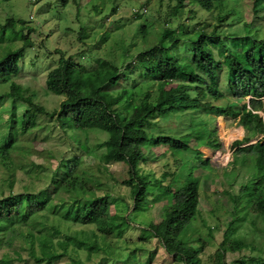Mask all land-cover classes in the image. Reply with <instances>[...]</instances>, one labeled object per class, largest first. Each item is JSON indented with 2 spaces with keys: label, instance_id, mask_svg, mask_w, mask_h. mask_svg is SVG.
<instances>
[{
  "label": "trees",
  "instance_id": "16d2710c",
  "mask_svg": "<svg viewBox=\"0 0 264 264\" xmlns=\"http://www.w3.org/2000/svg\"><path fill=\"white\" fill-rule=\"evenodd\" d=\"M229 1L236 0H174L166 14V22L170 23L172 17L179 18L185 6L192 4L217 15L215 17L217 24L212 25L210 31H205L202 27L199 32L194 31L193 26L186 27L184 21L178 23L177 32L170 31L171 27H167L163 29V34L166 33V36L172 32L173 36L166 44L161 38L152 46L139 51L134 58L130 57L133 59L124 62L122 66L105 57L93 61L88 57L91 53L88 54L83 49L72 54L56 49L54 52L59 55V59L46 73L45 88L48 92L63 98L58 108L51 111L34 103L33 96L26 95L27 88L12 80L18 75L25 50L33 46L27 33L34 29L12 16L6 18L3 24L0 23V84L7 82L9 86L8 91L0 92V106L6 97L26 102L29 109L20 118L19 125L22 131H28L36 126V117L42 113L48 118L55 119L65 133L70 132V136L77 141V148L80 151L89 152L91 149L82 143L78 132L84 134L89 130L106 132V138L93 147L104 150L99 159L104 165L103 168L114 162L126 165L128 178L120 183L130 189L131 211H143L147 207V196L150 193L153 202L168 199L160 221L149 222L140 230L141 239L156 238L168 255L181 260L184 264H200L199 254L205 245L201 235L200 238H193L192 232H195V228L193 224L190 225L200 212L198 208L200 180L199 177L192 175L191 168L188 171L184 170L191 162L197 169L211 175L209 159L204 158L198 148L200 146L217 148L218 138L215 129L209 130L206 126L204 129L202 126L201 129L189 132L190 136L195 134L193 138L196 140L194 145H191L180 136L155 133L157 119L171 115H190L192 111L202 110L215 116L230 117L243 125L248 135L232 143L235 149L232 163L240 160L242 165H249L250 176L240 185L239 195H232L226 190H221V193L229 195V202L234 203L233 219L240 217L235 212L237 203L241 200L246 202L248 213L252 212L258 217L264 216V116L258 112H264V37L248 35L247 41L239 42L238 34L218 33L217 28L228 23L232 16L234 19L231 24L237 19L235 7L220 13L219 8H227ZM113 4L114 12L116 4ZM94 8L99 12L97 6ZM252 11L255 14L264 11V0H252ZM136 12L138 11L133 13ZM188 12L195 13L192 9ZM17 24L20 25L18 29ZM251 25L253 24L242 25L244 33ZM144 26L141 29L145 37L148 31ZM24 28H27L26 34L23 33ZM86 35V26L82 25L78 31V39L81 40ZM15 37L20 39L22 44L13 48L10 42ZM106 38L107 33L104 34L103 40ZM212 48L217 49L218 57ZM78 58L90 59L91 66L84 65ZM136 64L149 79L179 81V84L163 99H150L147 94L141 96L143 95L141 90H134L138 82L137 78L132 76L137 69ZM220 71H224L225 79L227 75L225 90H221L218 81ZM128 80L129 85H120L122 81ZM118 86L121 88L116 90ZM191 89L195 91L194 95ZM247 96L250 98L248 103H245ZM229 97L234 100L229 101ZM224 98L226 102L223 105L215 103ZM8 120L9 131L0 132L1 161L8 147L15 145L17 136L12 122L15 120L14 112L9 115ZM252 139H256V142L245 145ZM152 146L165 147L171 151L174 158V165H171L173 167L165 164L159 177H155L153 172L146 171L142 166L147 161L145 149ZM190 151L194 154V161L193 158L185 161L184 154ZM81 157L79 153L64 156L59 163V169L55 171L41 196L34 192H20L0 197V234L13 233L16 230L15 225L33 224V228L41 225L40 228H35L36 233L33 232V228L27 232L28 253L34 264H52L64 256H68L72 264H84L74 255L77 250L86 251L88 258H91L95 251H104L108 236L113 235L120 239L131 227L132 212L125 215L112 212L111 194L104 190L102 194L97 195L92 188L101 187V182H94L92 174H88L85 169H82L80 174L76 173ZM182 172L186 173L183 181L179 178L182 177ZM9 185L11 186L12 182H9ZM47 207L54 212L59 211L58 216L72 224L90 225L91 235L86 234L87 231L84 229L80 230V233L62 235L54 226L46 227L44 222H38L35 215ZM209 232L211 235V228ZM54 237H57L55 243ZM193 242H197V246L194 247L191 244ZM35 243L39 246V255L35 253ZM245 246L242 240H230L227 232H224L215 252L218 262L223 264L221 259L227 251L241 250ZM132 251L126 252L125 264H129L127 260L131 261ZM15 253H18V250ZM6 255L8 254L0 256V264H10L13 261V258ZM252 261L264 264V259L259 257Z\"/></svg>",
  "mask_w": 264,
  "mask_h": 264
},
{
  "label": "rangeland",
  "instance_id": "374dc122",
  "mask_svg": "<svg viewBox=\"0 0 264 264\" xmlns=\"http://www.w3.org/2000/svg\"><path fill=\"white\" fill-rule=\"evenodd\" d=\"M113 3L116 4L114 12L112 11ZM173 3L174 0H68L67 3H63L62 0H38L36 3L30 0H0V23L3 24L6 18L12 16L26 22L25 26L34 29L29 34L27 28L23 30V33H27L32 40L33 46L25 50L20 61L18 75L12 80L27 88L26 95H32L34 103L51 111L58 108L63 98L48 92L45 88L46 73L57 64L59 59V55L54 52L56 49L64 50L67 54L83 49L88 54L91 53L88 57L93 61L99 57H105L113 60L116 65L122 66L124 62L131 61L139 51L152 46L161 38L166 44L173 36L172 32L167 33L166 36V33L163 34V29L167 27H171L170 31L177 32L178 23L184 21L186 27L193 26L194 31L199 32L202 27L203 30L210 31L212 25L217 24L215 19L217 15L192 4H187L181 16L172 17L168 23L165 17ZM95 6L99 8V12H96ZM232 7L237 9L235 23L231 24L234 19L232 16L228 23L217 28L218 33L238 34L239 42L247 41L248 35L264 37V11L255 14L252 11V0H236L229 1L227 8L224 7L225 10L219 8L220 13H225ZM142 8L146 10V13L141 14V10L133 13L134 9L137 11ZM189 9L195 13H189ZM244 23L253 24L245 30L246 34L242 29ZM119 24L121 25L118 27ZM82 25L86 26L87 35L80 40L78 31ZM16 26L18 29L20 25ZM143 26L148 31L145 37L142 35L141 27ZM104 32L107 33L105 40H103ZM10 44L16 48L22 44V41L15 37ZM212 50L217 56V49L212 48ZM180 54L184 55V53ZM132 56L133 58L130 59ZM78 60L88 67L91 66L90 59L78 58ZM136 68V71L132 73V76L138 80L134 90H141L143 94L141 96L147 94L150 99H163L179 84V81L164 82L149 79L137 64ZM226 80H228L227 75L225 79L224 71H220L218 81L221 90L226 89ZM129 84L130 80L122 81L120 85ZM120 88L118 86L116 90ZM8 89L7 82L0 84V92L8 91ZM191 92L195 94L193 89ZM233 100L229 97V101ZM225 102L224 98L216 101V104L223 105ZM27 109L29 105L26 102L14 100L11 97L4 98L0 106V132L9 131L8 117L14 112L15 120L12 122L17 134L15 145L8 147L3 161L0 160V197L20 192H34L41 196L55 171L59 169L62 158L79 153L82 157L80 164L76 167V173L80 174L81 170L85 169L88 174H92L94 182H101V187L92 188L95 189L97 195L102 194L104 190L111 194L112 212L121 215L132 212L130 189L120 183L128 178L126 165L122 162H114L103 168L104 165L99 159L104 150L93 147L97 142L106 138V132L97 130H89L85 134L78 132L82 143L91 149L89 152L80 151L77 148V141L70 136L71 133H65L55 119L48 118L42 113L36 117V126L28 131H22L19 125L20 118ZM260 113L264 116L263 111ZM157 121L158 126L154 130L155 133L180 136L183 141L191 145L196 142L193 138L195 134L192 136L188 134L192 130L201 129L202 126L204 129L206 127L209 130L215 129L218 138L217 148L205 146L198 148L202 151L203 157L209 159L212 167L211 175L204 170L197 169L191 162L184 170L188 171L191 168L192 175L199 177L200 180L198 207L200 212L197 218L190 223L195 228V232H192L193 238L202 236L205 241L203 250L199 254L200 264H220L215 252L223 239L224 232H227L230 240L240 239L246 246L241 250L227 251L221 259L223 264H259L252 260L258 257L264 259V216L258 217L252 212L248 213L246 202L241 200L237 203L235 212L240 217L233 219L234 203L229 202V195L221 193V190H226L232 195H239L240 185L245 183L250 176L249 165H242L240 160L235 164L232 163L235 149L231 144L235 139H242L244 135H247L245 127L243 128L237 120L230 117L215 116L202 110L192 111L190 115H171L163 119L159 118ZM145 155L147 161L142 166L146 171L153 172L155 177H159L165 164L170 167L174 165L172 153L165 147L146 148ZM184 155L185 161L194 157L191 151ZM182 173V177L179 178L183 181L186 173ZM9 182H12L11 186ZM151 198L150 193L147 196V207L143 211L131 213V227L126 230L122 238L108 236L105 240L104 251H95L91 258H88L87 252L81 249L77 250L74 255L84 264H125L126 252L133 250L134 252L132 251L130 255L131 261L127 260L129 264H184L181 260L168 255L156 238L141 239L140 230H143L144 225L149 222H159L163 208L168 203L167 198L161 202H153ZM58 213L59 211L54 212L47 207L35 216L38 222H44L46 227L54 226L61 231L62 235L80 233L82 229L87 231L86 234L91 235L90 225L72 224L60 218ZM37 227L40 228L41 225H36L35 228ZM15 228L13 233L0 234V256L7 253L6 257L13 258L10 264H34L33 258L28 253L29 244L27 242V232L33 228V224L15 225ZM35 228H33L34 233H36ZM209 228L212 229L211 235ZM56 238H53L54 243ZM191 244L195 247L198 243ZM38 247L35 243V253L39 255ZM17 250L18 253H15ZM52 264L72 263L68 256H64Z\"/></svg>",
  "mask_w": 264,
  "mask_h": 264
},
{
  "label": "clouds",
  "instance_id": "9594fccd",
  "mask_svg": "<svg viewBox=\"0 0 264 264\" xmlns=\"http://www.w3.org/2000/svg\"><path fill=\"white\" fill-rule=\"evenodd\" d=\"M139 10H141V13H143V12H145L146 13V10L144 9V8H142V9H138L137 11H139ZM135 11V9L133 10V12ZM231 98V97H230ZM250 98V96H247V98H246V100L244 101L245 103H248V99ZM264 98V97H263ZM216 103V102H215ZM200 111V110H199ZM259 113H260V111H258ZM261 114V113H260ZM262 115V114H261ZM221 116V115H220ZM263 116V115H262ZM235 120V119H234ZM238 123V122H237ZM240 125V124H239ZM243 128H244V126L243 125H241ZM247 133V132H246ZM248 135V134H247ZM245 136V135H244ZM243 136V137H244ZM235 140H239V139H235ZM234 140V141H235ZM233 141V142H234ZM232 142V143H233ZM254 142H256V139H252L249 143H247V144H245V145H248V144H251V143H254ZM244 145V146H245ZM231 146H232V144H231ZM234 149V148H233ZM221 155V154H220ZM226 159H227V155H226Z\"/></svg>",
  "mask_w": 264,
  "mask_h": 264
},
{
  "label": "built area",
  "instance_id": "2783aa9c",
  "mask_svg": "<svg viewBox=\"0 0 264 264\" xmlns=\"http://www.w3.org/2000/svg\"><path fill=\"white\" fill-rule=\"evenodd\" d=\"M31 2L35 1V0H30Z\"/></svg>",
  "mask_w": 264,
  "mask_h": 264
}]
</instances>
